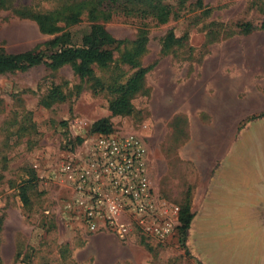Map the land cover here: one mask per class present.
Returning <instances> with one entry per match:
<instances>
[{
	"label": "rangeland",
	"instance_id": "374dc122",
	"mask_svg": "<svg viewBox=\"0 0 264 264\" xmlns=\"http://www.w3.org/2000/svg\"><path fill=\"white\" fill-rule=\"evenodd\" d=\"M9 1L12 6L0 11V49L9 53L43 46L64 32L72 44H81L93 24L84 13L77 24L43 33L13 8L47 11L69 0ZM118 7L99 23L118 40H134L141 29L149 38L142 64L150 70L131 114L109 108L115 89L136 71L121 60L130 42L115 49L112 62L96 65L93 77L82 78L71 64L0 73V264H208L195 237L202 254L204 240L213 246L226 242L217 236L222 228L216 236L211 228L236 221L233 213L223 220L217 206L201 214L210 183L218 175L219 198L220 185L237 187L222 188L225 196L240 194L248 185L243 181L264 175V0H188L163 24ZM245 22L256 29L243 32ZM171 33L177 42L169 45ZM55 90L63 100L51 102ZM103 121L144 138L162 208L149 224L170 225L165 237L130 212L122 215L129 226L124 237L102 220L89 227L83 214L67 206L71 183L62 163L88 152ZM185 206L193 214L186 236L180 220Z\"/></svg>",
	"mask_w": 264,
	"mask_h": 264
},
{
	"label": "trees",
	"instance_id": "16d2710c",
	"mask_svg": "<svg viewBox=\"0 0 264 264\" xmlns=\"http://www.w3.org/2000/svg\"><path fill=\"white\" fill-rule=\"evenodd\" d=\"M188 0H69L61 6L47 11H35L28 6L14 7V11L21 17L34 20L43 33L55 34L63 29L61 23L66 26L74 25L82 21L84 13L93 22L90 30L82 37L81 44H72L70 33L55 34L47 40L43 46H36L32 49L9 53L0 49V73L27 69L39 64H47L52 68H58L65 64H71L75 72L81 76L93 77L94 67L106 66L114 59V51L122 43L130 42L131 46H126L121 54V60L132 69H136L133 75L115 90L117 95L110 101L109 108L116 115H127L133 112V99L144 91L145 78L150 67L142 64V58L148 50V35L145 29H141L134 40H118L108 28L99 21L101 18L107 19L119 10L118 4L123 6L128 13L145 18L151 17L157 23L163 24L170 20L176 8L182 7ZM12 6L9 0H0V11ZM121 9V10H122ZM243 32H251L256 28L251 22L241 25ZM264 29V23L261 25ZM177 42L174 34L169 35V45ZM52 101L63 100L61 92L53 91ZM49 104V103H47ZM261 116H264L261 115ZM112 125L106 121L97 125L99 132H112ZM25 204L29 203V196L26 188L23 187L21 193ZM193 214L188 206L181 210L180 220L183 235H187L190 228Z\"/></svg>",
	"mask_w": 264,
	"mask_h": 264
},
{
	"label": "built area",
	"instance_id": "2783aa9c",
	"mask_svg": "<svg viewBox=\"0 0 264 264\" xmlns=\"http://www.w3.org/2000/svg\"><path fill=\"white\" fill-rule=\"evenodd\" d=\"M148 148L136 132H101L83 156L70 157L62 163L69 184L67 206L83 214L89 227L104 225L124 237L129 232L122 218L130 212L141 223L153 227L156 235L165 237L172 228L150 225L160 218L161 207L156 199L147 164ZM178 207L171 209L177 214ZM151 229V228H149Z\"/></svg>",
	"mask_w": 264,
	"mask_h": 264
},
{
	"label": "crops",
	"instance_id": "0c3cea01",
	"mask_svg": "<svg viewBox=\"0 0 264 264\" xmlns=\"http://www.w3.org/2000/svg\"><path fill=\"white\" fill-rule=\"evenodd\" d=\"M217 177L218 175L210 183L209 192L203 196L200 203L201 214L204 210L205 212H212L214 206H217L215 209H218V212L220 211L224 215L223 220L225 217L229 218V213H233L236 221L232 218L235 223L228 221L221 224L220 222V224L211 228L212 230L216 229L214 236L218 233L217 228H222V230H219L220 235L218 233L217 236L225 238L223 240L226 242L221 244L220 241L216 246H213L212 243L208 244L207 240H204L205 252L202 254L197 247L195 237L197 253L208 264H253V262L264 264V175H256V177L247 179V182H240L244 186L248 184L243 190L238 186V190H241L240 194L237 192L225 196L224 189L233 191L232 188L237 187L220 185L219 189L223 194L219 198L214 196V187H218ZM225 192L228 194L226 190ZM234 195L237 196L234 197ZM195 222L196 220L193 221V226ZM211 229L209 228V230ZM212 233V231L207 232L204 236L208 237ZM235 237L240 238L236 241L234 240Z\"/></svg>",
	"mask_w": 264,
	"mask_h": 264
}]
</instances>
